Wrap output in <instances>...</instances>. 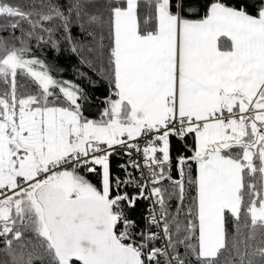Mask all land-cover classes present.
<instances>
[{
    "label": "snow or ice",
    "instance_id": "6c2138e0",
    "mask_svg": "<svg viewBox=\"0 0 264 264\" xmlns=\"http://www.w3.org/2000/svg\"><path fill=\"white\" fill-rule=\"evenodd\" d=\"M0 20V264H264V0H0ZM46 51L107 84L99 119Z\"/></svg>",
    "mask_w": 264,
    "mask_h": 264
},
{
    "label": "trees",
    "instance_id": "16d2710c",
    "mask_svg": "<svg viewBox=\"0 0 264 264\" xmlns=\"http://www.w3.org/2000/svg\"><path fill=\"white\" fill-rule=\"evenodd\" d=\"M3 21L0 20V23ZM46 59L48 62L52 63L56 67V73L59 74L60 78L75 81V83L79 84L82 88H84L85 92L90 97V101L85 102L84 105V113L89 118L99 119L100 112L102 111L104 105L102 100L107 95L108 88L107 84L103 81H99L95 87L91 86L88 81L78 78L75 69L79 67V61L76 56H70L67 52H61L59 54L46 51L45 53ZM82 71L88 72L87 68H82ZM91 76L92 73L88 72ZM97 77L93 76V80H96ZM189 142H191L189 138ZM124 157L121 155H116L112 157L113 161V169L117 168L118 163L123 160Z\"/></svg>",
    "mask_w": 264,
    "mask_h": 264
},
{
    "label": "built area",
    "instance_id": "2783aa9c",
    "mask_svg": "<svg viewBox=\"0 0 264 264\" xmlns=\"http://www.w3.org/2000/svg\"><path fill=\"white\" fill-rule=\"evenodd\" d=\"M126 160H127V157H124V159L121 160L118 164H120V163H124ZM117 168H118V165H117ZM118 169H119V168H118ZM114 174H116V175H120L121 173H120V171H117L116 169H114Z\"/></svg>",
    "mask_w": 264,
    "mask_h": 264
},
{
    "label": "rangeland",
    "instance_id": "374dc122",
    "mask_svg": "<svg viewBox=\"0 0 264 264\" xmlns=\"http://www.w3.org/2000/svg\"><path fill=\"white\" fill-rule=\"evenodd\" d=\"M84 114H87V113H84ZM88 117V116H87ZM89 118V117H88ZM90 119H93V118H90Z\"/></svg>",
    "mask_w": 264,
    "mask_h": 264
}]
</instances>
